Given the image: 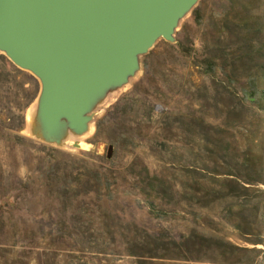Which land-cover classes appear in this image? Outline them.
Returning <instances> with one entry per match:
<instances>
[{
    "label": "rangeland",
    "instance_id": "1",
    "mask_svg": "<svg viewBox=\"0 0 264 264\" xmlns=\"http://www.w3.org/2000/svg\"><path fill=\"white\" fill-rule=\"evenodd\" d=\"M179 40L190 54L170 48ZM3 58L20 73L15 75ZM209 58L216 59L214 77L198 65ZM143 76H148V92L137 97L133 109L122 108L99 127L111 106ZM45 93L38 74L17 66L0 49V161L8 165V175L36 169L47 153L53 155L51 164L65 172L70 168L65 152L99 160L116 142L139 151L152 170L166 171L181 191L172 202L157 201L166 209L159 214L150 213L144 197L120 193L108 204L116 223L108 233L97 228L52 232L30 225L0 229V264H13L10 257H36L46 264L49 257L132 264L121 246L126 234L149 232L170 241L195 229L219 238L214 252L199 260L151 264H264V0H196L182 8L172 37H161L138 54L124 76L87 84L83 123L75 127L69 118L67 132L62 120L57 134L66 137L59 140L42 137L30 125L32 114L48 115L46 101L40 103ZM22 120V130H15ZM150 125L151 138L159 133L160 140L169 139L167 151L141 136ZM131 126L141 127L133 139L125 134ZM197 180L203 181L206 206L190 200Z\"/></svg>",
    "mask_w": 264,
    "mask_h": 264
},
{
    "label": "trees",
    "instance_id": "2",
    "mask_svg": "<svg viewBox=\"0 0 264 264\" xmlns=\"http://www.w3.org/2000/svg\"><path fill=\"white\" fill-rule=\"evenodd\" d=\"M196 19L199 21L198 15ZM170 48L179 53L190 54L181 40L177 46L171 44ZM2 60L5 61L4 58ZM4 63L15 75L20 73V69L12 63L7 60ZM215 64L216 59L209 58L199 61L198 65L202 67L205 75L214 77L217 72ZM145 68L150 70L148 64ZM146 79L148 76H143L125 92L101 118L98 126L104 125L108 118L114 113H119L122 108L133 109L139 101L137 97L148 92L145 88ZM23 123V120L20 121V125L14 129L21 131ZM151 127L150 125L145 134L139 135L147 136L148 142H154L163 152L167 151L169 139L163 137L160 140L158 137L162 135L159 133L151 138ZM140 128L131 126V131L125 133L126 138H136V131ZM110 149L111 153L98 155L99 160L94 156L80 157L65 152L67 164L70 165L69 170L65 172L51 164L54 158L48 153L46 158H39L40 163L36 169L28 168L25 173L18 172V175H8V165L0 161V229L7 231L11 227L30 225L38 228L48 227L52 232L60 229L76 231L79 228H97L108 233L107 229L116 227L115 217L109 212L108 204L120 193L144 197L151 214L165 212L164 206L158 207L157 201L167 204V200H175L181 191L177 183L166 171L152 170L145 157H141L139 151L131 149L129 145L112 142ZM11 175L16 179L10 180ZM202 184V180L196 181L197 187L194 188L190 199L194 206H206L202 203L204 196L200 194ZM116 217L121 222V217ZM111 233L114 236L116 231ZM67 236L72 237L71 234ZM125 237V244L121 246L125 255L134 259L132 264H151L170 258L199 260L208 252H214L219 241V238L197 229L183 237L171 238L170 241H164L159 235L149 232L136 236L133 234L132 237L129 233ZM230 252L227 250L226 253ZM10 258L13 259V264H46L45 261L37 263L36 257H24V260H19L18 257ZM49 258L50 263L47 264H88L85 259L91 257Z\"/></svg>",
    "mask_w": 264,
    "mask_h": 264
},
{
    "label": "water",
    "instance_id": "3",
    "mask_svg": "<svg viewBox=\"0 0 264 264\" xmlns=\"http://www.w3.org/2000/svg\"><path fill=\"white\" fill-rule=\"evenodd\" d=\"M195 1L0 0V45L42 78L48 115L77 127L87 84L124 76Z\"/></svg>",
    "mask_w": 264,
    "mask_h": 264
},
{
    "label": "bare ground",
    "instance_id": "4",
    "mask_svg": "<svg viewBox=\"0 0 264 264\" xmlns=\"http://www.w3.org/2000/svg\"><path fill=\"white\" fill-rule=\"evenodd\" d=\"M0 49H2L1 45H0ZM43 102H45L44 95H41L40 103L42 104V106H43ZM46 112L48 113L47 110H46ZM32 115H33V117L29 115L30 116V119H29L30 125L34 129L33 131L38 130L39 134L42 137H44L46 139H50V140L53 138H54L53 140H59L63 137H66V136L58 137V134H57V129H58L59 125H61V121L64 120L65 128H66V120L70 121L69 117H67L66 115L54 118L55 121L53 123H50V121L47 119V116L51 117L49 115H46V116H44V114H43V116L39 115L38 118H36V116L34 114H32ZM35 128H36V130H35ZM66 130H67V128H66ZM67 132H68V130H67ZM46 134H47V136H46ZM55 134L57 137H53ZM66 135H69V133Z\"/></svg>",
    "mask_w": 264,
    "mask_h": 264
}]
</instances>
